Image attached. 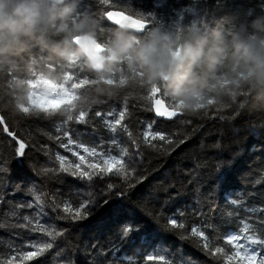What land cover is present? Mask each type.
Masks as SVG:
<instances>
[{"label": "snow or ice", "instance_id": "obj_1", "mask_svg": "<svg viewBox=\"0 0 264 264\" xmlns=\"http://www.w3.org/2000/svg\"><path fill=\"white\" fill-rule=\"evenodd\" d=\"M101 3L106 5L105 24L119 22L114 17L130 18L127 7L144 17L133 19L141 27L165 17L159 4L144 7L125 0L122 8L116 0ZM191 12L187 6L174 10L181 19ZM28 83L33 91L29 106L22 107V119L13 123L0 110V232L7 234L0 236V264H46L47 255H53L54 264H77L70 245L60 248V242L67 241L72 228L82 227L75 222L104 206L106 214L94 231L115 229L112 236L73 248L89 258L88 264H264V159L243 174L245 192L230 195L223 204L216 195L230 184L246 149L250 155L264 152V144L247 145L249 136H264V118L243 110H209L201 119H185L155 87H126L113 100L84 107L76 103V91L86 79L71 89L46 84L43 92L39 81ZM60 107L69 110L66 118L56 115ZM33 108L45 115L32 116ZM153 110L156 117L178 121L176 130H159L156 121L141 119ZM206 128L212 130L210 139L203 136ZM181 146L194 158L187 183L181 178L178 187L173 178L144 185L145 161L151 168L153 159L170 156ZM28 169L40 178L39 185L31 175L13 180L14 170ZM17 193L25 198L17 200ZM137 208L165 232L193 242L206 259L169 258V250L157 243Z\"/></svg>", "mask_w": 264, "mask_h": 264}, {"label": "clouds", "instance_id": "obj_2", "mask_svg": "<svg viewBox=\"0 0 264 264\" xmlns=\"http://www.w3.org/2000/svg\"><path fill=\"white\" fill-rule=\"evenodd\" d=\"M122 8L125 0H116ZM207 0H190L193 18H130L105 24L101 0H0V110L22 119L33 89L29 81L76 91V103L93 107L126 87L158 89L184 118L209 110L264 118V5L251 14L225 11L208 19ZM215 6L213 5V8ZM76 77V79H72ZM121 77L125 84H121ZM70 114L60 107L56 115ZM31 115L45 113L33 108Z\"/></svg>", "mask_w": 264, "mask_h": 264}, {"label": "trees", "instance_id": "obj_3", "mask_svg": "<svg viewBox=\"0 0 264 264\" xmlns=\"http://www.w3.org/2000/svg\"><path fill=\"white\" fill-rule=\"evenodd\" d=\"M135 3L138 5L143 4L144 7H153L156 4H159L160 7L158 11L164 14L165 17H175L176 15L174 14V10L178 11L182 7L187 6L190 3V0H135ZM213 5L215 6L214 8ZM259 5H264V0H207V4L201 5V8H209L208 19H211L212 16L221 15L225 11H239L241 13L251 14L253 11L259 10ZM195 15H197L195 12L184 13L183 18H193ZM145 118L156 121L155 126L157 129L166 130L169 132L175 131V123H178V121L174 122V120L169 118L156 117L154 110L152 112L142 113L141 119ZM192 127H197V125H193ZM188 130L191 131V127ZM211 132L212 130L210 128H206L204 130L203 136L210 139L209 134ZM261 144H264V136L254 134L248 137L247 145L249 147L251 145ZM60 151L62 152L63 150ZM261 159H264V152L258 151L250 155L246 149L245 154L236 165V169L230 184L225 190H217V202L223 204L228 198H230V195L245 192L248 188V185L243 180V174L247 173L250 168L256 167V164L259 163ZM193 164L194 158L192 156L191 150L181 146L180 148H177L176 151L170 156H163L153 159L151 161V168H149V162L146 160L144 169L147 170L145 172L147 175V180L143 181V183L146 186H155L165 181L173 182V178H175L174 182L179 187L181 178L186 177L188 171L192 169ZM25 168L27 169V165H25ZM23 175H31L33 180L37 183V185H39L40 178L36 177L35 174L31 172V169H28L26 173L21 172L20 170H14L12 173L13 180H17ZM184 183H187L186 178L184 179ZM100 187H102V185L98 186L96 191H99ZM137 187L139 188V185ZM188 187L191 188L190 185ZM207 187L208 185H205L201 191H206ZM261 187L262 186L258 185L257 190H260ZM24 198L25 197L23 193L16 194L17 200H22ZM116 199H119V197H116ZM133 199H135V197H133ZM105 209L106 206L97 208L93 211L92 215L86 217L85 220L75 222L82 227L72 228L70 230L71 234L67 237V241L60 242V248H64L66 244L70 245L68 251L72 253L73 259L77 262V264H88L89 258L86 257L81 251L77 250L73 252V248L75 246H78L80 249H82L85 243H88L89 245L91 243H95L96 241L103 243L107 241L112 236L113 231H115V229L112 231H104L102 233L94 231L93 226L96 221L102 219L105 216ZM136 212L138 216L141 217L142 222L147 221L148 225H150V230L156 233L158 238L157 243L162 244L169 250V258L175 259L177 261L184 258H191L200 261L206 259V257L203 256L198 248L194 246L193 242L182 240L178 235H173L171 232H165L161 226L155 224L154 221L145 216L144 212H142L139 208L136 209ZM58 223L62 227L67 226L63 221ZM6 235V233L0 232V236ZM39 259L43 260L44 258L41 257ZM56 259L59 260L61 258L57 257ZM46 264H54L53 255H47Z\"/></svg>", "mask_w": 264, "mask_h": 264}, {"label": "water", "instance_id": "obj_4", "mask_svg": "<svg viewBox=\"0 0 264 264\" xmlns=\"http://www.w3.org/2000/svg\"><path fill=\"white\" fill-rule=\"evenodd\" d=\"M114 19H120V17H114Z\"/></svg>", "mask_w": 264, "mask_h": 264}]
</instances>
